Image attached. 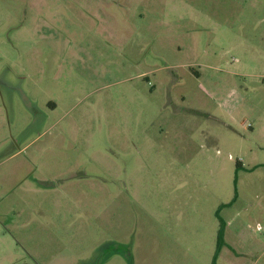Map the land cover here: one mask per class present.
<instances>
[{
  "label": "rangeland",
  "instance_id": "374dc122",
  "mask_svg": "<svg viewBox=\"0 0 264 264\" xmlns=\"http://www.w3.org/2000/svg\"><path fill=\"white\" fill-rule=\"evenodd\" d=\"M129 255L264 264V0H0V264Z\"/></svg>",
  "mask_w": 264,
  "mask_h": 264
},
{
  "label": "flooded vegetation",
  "instance_id": "af4514ba",
  "mask_svg": "<svg viewBox=\"0 0 264 264\" xmlns=\"http://www.w3.org/2000/svg\"><path fill=\"white\" fill-rule=\"evenodd\" d=\"M129 256H130V255H129ZM129 256H127V258H126V259H127V264H133V263H132V260H131V256H130V257H129Z\"/></svg>",
  "mask_w": 264,
  "mask_h": 264
}]
</instances>
